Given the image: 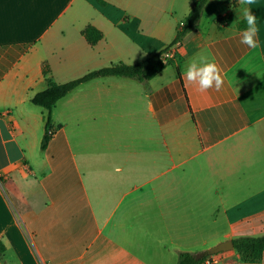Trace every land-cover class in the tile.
<instances>
[{
	"label": "crops",
	"instance_id": "crops-1",
	"mask_svg": "<svg viewBox=\"0 0 264 264\" xmlns=\"http://www.w3.org/2000/svg\"><path fill=\"white\" fill-rule=\"evenodd\" d=\"M102 1L0 0V264H176L264 235V0L258 47L239 43L237 0H208L152 79L96 78L60 99L40 150L30 99L44 65L62 84L135 63L172 42L192 3ZM197 54L222 69L220 91L185 83ZM215 264L248 263L233 249Z\"/></svg>",
	"mask_w": 264,
	"mask_h": 264
},
{
	"label": "trees",
	"instance_id": "trees-1",
	"mask_svg": "<svg viewBox=\"0 0 264 264\" xmlns=\"http://www.w3.org/2000/svg\"><path fill=\"white\" fill-rule=\"evenodd\" d=\"M207 1L208 0H192L190 11L183 19L182 24L177 28L172 42L163 49L135 63H115L101 69L90 71L79 78L62 84H57L52 81L50 70L47 65H44L43 75L46 81V87L30 99L31 104L40 107L45 113L40 150H46L55 133L51 121V112L60 99L64 98L78 86L96 78L115 76L133 79L142 83L149 81L170 63V59L166 56L167 53L178 46L184 36L197 27L202 10ZM225 1L228 2L229 0ZM99 3L104 4L102 0H99ZM242 26L243 22L240 23V27ZM81 33L86 42L91 46L96 45L102 39V33L91 25H87ZM232 243L233 249L237 252L240 261L243 263H259L262 261V258H264V235L258 237H238L233 239ZM4 251L5 248L2 243H0V262ZM195 254L196 253L188 251L178 252L176 264H202L210 258V256H203L197 259L195 258Z\"/></svg>",
	"mask_w": 264,
	"mask_h": 264
},
{
	"label": "clouds",
	"instance_id": "clouds-1",
	"mask_svg": "<svg viewBox=\"0 0 264 264\" xmlns=\"http://www.w3.org/2000/svg\"><path fill=\"white\" fill-rule=\"evenodd\" d=\"M241 6L238 11L246 22L247 27L241 31L239 43L250 49L258 47L257 43V17L252 14V7L257 5V0H237ZM185 83L195 87L199 92L209 89L220 91L224 85L222 69L215 62H209L203 55L193 57L184 73Z\"/></svg>",
	"mask_w": 264,
	"mask_h": 264
},
{
	"label": "water",
	"instance_id": "water-1",
	"mask_svg": "<svg viewBox=\"0 0 264 264\" xmlns=\"http://www.w3.org/2000/svg\"><path fill=\"white\" fill-rule=\"evenodd\" d=\"M233 250V243L232 240H227L224 242L219 243L218 245L211 247L207 250L200 251L195 254V258L200 259L203 256H211V255H216L218 253L226 252Z\"/></svg>",
	"mask_w": 264,
	"mask_h": 264
},
{
	"label": "built area",
	"instance_id": "built-area-1",
	"mask_svg": "<svg viewBox=\"0 0 264 264\" xmlns=\"http://www.w3.org/2000/svg\"><path fill=\"white\" fill-rule=\"evenodd\" d=\"M168 58H171V52H168L166 55ZM206 264H215L217 263V254L216 255H211L209 259L205 261Z\"/></svg>",
	"mask_w": 264,
	"mask_h": 264
}]
</instances>
